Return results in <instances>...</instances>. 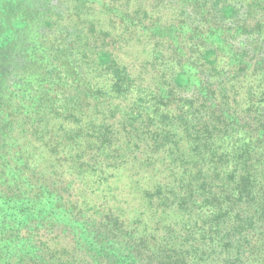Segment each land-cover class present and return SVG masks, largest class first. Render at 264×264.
Segmentation results:
<instances>
[{"label": "trees", "instance_id": "trees-1", "mask_svg": "<svg viewBox=\"0 0 264 264\" xmlns=\"http://www.w3.org/2000/svg\"><path fill=\"white\" fill-rule=\"evenodd\" d=\"M0 264H264V0H0Z\"/></svg>", "mask_w": 264, "mask_h": 264}, {"label": "rangeland", "instance_id": "rangeland-1", "mask_svg": "<svg viewBox=\"0 0 264 264\" xmlns=\"http://www.w3.org/2000/svg\"><path fill=\"white\" fill-rule=\"evenodd\" d=\"M99 85H101L100 87L102 88V89H104V90H106V89H108L109 88V83H108V81H104V80H100L99 82Z\"/></svg>", "mask_w": 264, "mask_h": 264}]
</instances>
